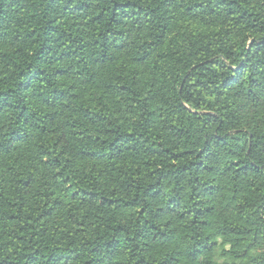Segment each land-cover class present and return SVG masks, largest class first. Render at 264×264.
Returning <instances> with one entry per match:
<instances>
[{
	"label": "trees",
	"instance_id": "16d2710c",
	"mask_svg": "<svg viewBox=\"0 0 264 264\" xmlns=\"http://www.w3.org/2000/svg\"><path fill=\"white\" fill-rule=\"evenodd\" d=\"M0 264H264V0H0Z\"/></svg>",
	"mask_w": 264,
	"mask_h": 264
}]
</instances>
